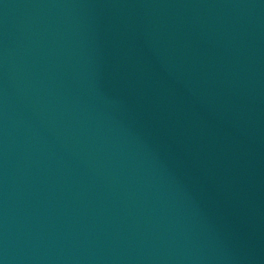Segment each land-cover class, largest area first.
I'll use <instances>...</instances> for the list:
<instances>
[{"label": "water", "instance_id": "95a60500", "mask_svg": "<svg viewBox=\"0 0 264 264\" xmlns=\"http://www.w3.org/2000/svg\"><path fill=\"white\" fill-rule=\"evenodd\" d=\"M0 264H264V0H0Z\"/></svg>", "mask_w": 264, "mask_h": 264}]
</instances>
